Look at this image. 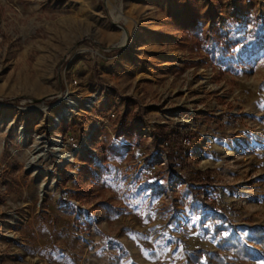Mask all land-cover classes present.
<instances>
[{
  "label": "rangeland",
  "instance_id": "374dc122",
  "mask_svg": "<svg viewBox=\"0 0 264 264\" xmlns=\"http://www.w3.org/2000/svg\"><path fill=\"white\" fill-rule=\"evenodd\" d=\"M194 10L207 39L217 22L246 49L197 48ZM160 125L178 127L180 153ZM196 169L217 189L200 197L264 223V0H0V264H192L193 248H216Z\"/></svg>",
  "mask_w": 264,
  "mask_h": 264
},
{
  "label": "trees",
  "instance_id": "16d2710c",
  "mask_svg": "<svg viewBox=\"0 0 264 264\" xmlns=\"http://www.w3.org/2000/svg\"><path fill=\"white\" fill-rule=\"evenodd\" d=\"M208 15L201 14L198 10L193 11L191 18V32L195 35V46L197 48L205 47L207 52L216 54L218 58L226 59L234 57L236 53L245 50L244 36L242 34H233L226 30H220L217 22H212L210 26L211 34L207 39L202 30V25L209 21ZM251 45L253 42L251 41ZM238 45V48H234ZM224 69L233 68V64L228 60L224 62ZM119 119V130L122 137L126 140H132L134 137V128L136 126V114L131 113L128 108L117 114ZM139 121L141 118H138ZM158 135L167 141L170 151L175 154L180 153L182 147L178 142L170 144L171 139H176L179 129L176 126L168 128V126L160 125L156 127ZM158 135L155 136L154 142L158 144ZM176 148V149H175ZM106 146L100 144L97 150V158L104 160L106 157ZM194 175L189 176L188 187L192 192V204L195 207L196 201L201 203L202 208L196 206L195 209L201 212L202 218L200 225L204 227L207 233L212 235L216 248L208 249L204 246H196L188 254V260L192 264H252V260L256 258L255 251L259 252V257L264 263V223H236L232 222L223 207L213 200L202 198L199 192L205 191L207 194L216 192L211 175L207 171L196 169ZM67 177L63 176L65 180ZM260 180L264 182V173L260 176ZM112 212L113 208L106 202H100ZM239 229H244L246 238L249 242L243 241L238 235Z\"/></svg>",
  "mask_w": 264,
  "mask_h": 264
},
{
  "label": "bare ground",
  "instance_id": "6f19581e",
  "mask_svg": "<svg viewBox=\"0 0 264 264\" xmlns=\"http://www.w3.org/2000/svg\"><path fill=\"white\" fill-rule=\"evenodd\" d=\"M127 33V32H126ZM126 33H123V35H122V37H121V41H124L125 39H126ZM120 41V42H121ZM64 98V97H63ZM67 99H68V101L70 102V105L73 107V108H75V109H77V108H79V104H78V102H76L75 100H73V99H71L70 97H68L67 96ZM60 108H61V106H60ZM61 109H60V111L58 112V115L61 113ZM68 113H70V112H67L66 114H68ZM65 114V115H66ZM70 114H68L67 116H69ZM60 116V115H59ZM62 116H64V115H62ZM62 116H60L59 117V120H60V118H62ZM57 121V120H56ZM56 122L54 121V124H55ZM57 124V123H56ZM55 126V125H54ZM46 143H48V141L46 142ZM60 144V140H58V139H55V148L58 150L59 148V145ZM47 150V149H46ZM45 152V148H43L42 149V151L41 152H39V153H37V154H33V156H32V158H31V161H35L37 158H39L40 156H45V157H48V155L47 154H45L44 153ZM56 153H58L57 154V157H59L60 159H64L65 157H67V155H68V153L67 152H64V151H61L60 150V152H58V151H56ZM69 157V156H68ZM68 157L66 158V160L68 159ZM65 160V161H66ZM64 161V162H65Z\"/></svg>",
  "mask_w": 264,
  "mask_h": 264
},
{
  "label": "water",
  "instance_id": "95a60500",
  "mask_svg": "<svg viewBox=\"0 0 264 264\" xmlns=\"http://www.w3.org/2000/svg\"><path fill=\"white\" fill-rule=\"evenodd\" d=\"M67 111H69V109H68V102H65V104L62 106V111H61V113L59 115L61 116L63 113H65ZM59 115L57 114L56 117H55V119H57Z\"/></svg>",
  "mask_w": 264,
  "mask_h": 264
},
{
  "label": "built area",
  "instance_id": "2783aa9c",
  "mask_svg": "<svg viewBox=\"0 0 264 264\" xmlns=\"http://www.w3.org/2000/svg\"><path fill=\"white\" fill-rule=\"evenodd\" d=\"M185 140H187V138H185Z\"/></svg>",
  "mask_w": 264,
  "mask_h": 264
}]
</instances>
